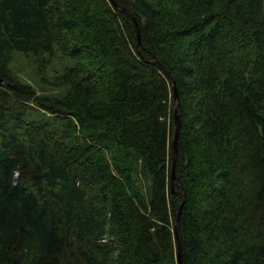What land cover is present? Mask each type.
<instances>
[{
  "label": "trees",
  "instance_id": "trees-1",
  "mask_svg": "<svg viewBox=\"0 0 264 264\" xmlns=\"http://www.w3.org/2000/svg\"><path fill=\"white\" fill-rule=\"evenodd\" d=\"M114 2L0 0V264H264V0Z\"/></svg>",
  "mask_w": 264,
  "mask_h": 264
},
{
  "label": "rangeland",
  "instance_id": "rangeland-1",
  "mask_svg": "<svg viewBox=\"0 0 264 264\" xmlns=\"http://www.w3.org/2000/svg\"><path fill=\"white\" fill-rule=\"evenodd\" d=\"M54 48L55 51L46 68V75L48 77L61 74L66 68L73 66V60L71 58L62 55L56 46ZM36 58L37 57L30 52L24 53L14 50L12 53V58L9 61V68L17 75L21 82L30 84L37 91L49 94L53 97L62 95L68 86L53 88L43 83L40 80L39 74L37 73ZM48 122L52 127L51 119H49ZM134 163L137 164L136 168L133 170L134 177L136 179L137 190L143 194L142 197L144 198L147 194L150 178L141 171L138 160L135 159Z\"/></svg>",
  "mask_w": 264,
  "mask_h": 264
},
{
  "label": "water",
  "instance_id": "water-1",
  "mask_svg": "<svg viewBox=\"0 0 264 264\" xmlns=\"http://www.w3.org/2000/svg\"><path fill=\"white\" fill-rule=\"evenodd\" d=\"M111 2L116 6V3L114 2V0H111ZM124 11L126 13H128L130 16L131 14L129 13V11L127 9H124ZM132 19L135 21L134 17H132ZM137 26V24H136ZM139 30L137 29V32ZM139 34V33H138ZM140 44V38L138 36L137 39V46H139ZM155 63L162 69L165 71V68L161 65L160 62L155 61ZM173 88H174V100H177V95H176V88H175V84L173 83ZM178 114H177V109L176 106L174 107V136H173V140L171 143V156H172V163H173V168H174V164H175V159H176V152H177V133H178V127H179V121H178ZM172 179H176V176L174 174H172ZM182 198H184V193L182 194ZM177 260H178V264H181V257H179V254H177Z\"/></svg>",
  "mask_w": 264,
  "mask_h": 264
}]
</instances>
